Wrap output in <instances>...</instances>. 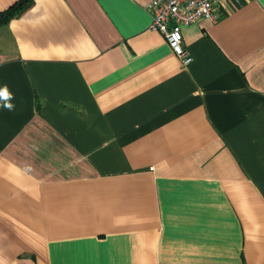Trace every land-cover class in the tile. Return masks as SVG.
Returning a JSON list of instances; mask_svg holds the SVG:
<instances>
[{"label": "crops", "instance_id": "obj_1", "mask_svg": "<svg viewBox=\"0 0 264 264\" xmlns=\"http://www.w3.org/2000/svg\"><path fill=\"white\" fill-rule=\"evenodd\" d=\"M148 1L0 25V264H264V0L181 26L186 66Z\"/></svg>", "mask_w": 264, "mask_h": 264}, {"label": "built area", "instance_id": "obj_2", "mask_svg": "<svg viewBox=\"0 0 264 264\" xmlns=\"http://www.w3.org/2000/svg\"><path fill=\"white\" fill-rule=\"evenodd\" d=\"M228 0H150L145 9L150 15L149 29L160 33L170 52L186 66L191 56L181 38V26L203 19L216 21V7Z\"/></svg>", "mask_w": 264, "mask_h": 264}, {"label": "trees", "instance_id": "obj_3", "mask_svg": "<svg viewBox=\"0 0 264 264\" xmlns=\"http://www.w3.org/2000/svg\"><path fill=\"white\" fill-rule=\"evenodd\" d=\"M32 0H19L15 2L12 6L8 7L7 10L0 12V25L6 23L8 19L13 16L18 15L28 5Z\"/></svg>", "mask_w": 264, "mask_h": 264}, {"label": "snow or ice", "instance_id": "obj_4", "mask_svg": "<svg viewBox=\"0 0 264 264\" xmlns=\"http://www.w3.org/2000/svg\"><path fill=\"white\" fill-rule=\"evenodd\" d=\"M3 94H5V93H3V92H0V95H3Z\"/></svg>", "mask_w": 264, "mask_h": 264}]
</instances>
